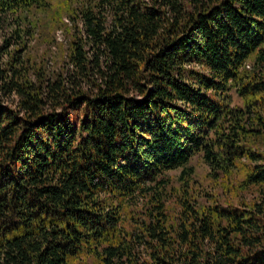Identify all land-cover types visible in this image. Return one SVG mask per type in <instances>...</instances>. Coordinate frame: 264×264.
<instances>
[{
  "label": "trees",
  "instance_id": "obj_1",
  "mask_svg": "<svg viewBox=\"0 0 264 264\" xmlns=\"http://www.w3.org/2000/svg\"><path fill=\"white\" fill-rule=\"evenodd\" d=\"M51 1L0 0V264H264V0Z\"/></svg>",
  "mask_w": 264,
  "mask_h": 264
},
{
  "label": "rangeland",
  "instance_id": "obj_2",
  "mask_svg": "<svg viewBox=\"0 0 264 264\" xmlns=\"http://www.w3.org/2000/svg\"><path fill=\"white\" fill-rule=\"evenodd\" d=\"M51 2V5L55 8V6L62 3V0H52ZM50 16V13H39L34 16L32 20L37 22L38 25L36 31L32 32V34H21L22 39L27 45L25 53L28 54L31 61H43L49 72L61 67L60 62H62L63 53L66 50L73 31L72 27L71 29H68V26L55 27V23L50 24ZM63 20L68 21L66 17H64ZM9 35V32L0 35V49L5 43V38ZM0 59H2L1 56ZM228 93L230 94L232 105L241 104V99L234 89H231ZM188 165L192 166L194 169L193 180L194 185L199 191L200 200L206 201L208 199V195L204 194L206 191L207 193L221 192L220 185L218 187L209 175V168L203 161L201 154L198 153L194 155ZM179 172L180 169L167 172L166 175L170 177L171 183L178 185L177 176L179 175Z\"/></svg>",
  "mask_w": 264,
  "mask_h": 264
}]
</instances>
